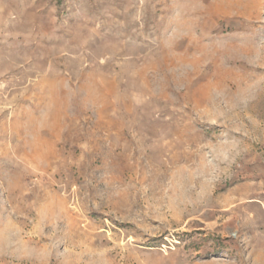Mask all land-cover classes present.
I'll return each mask as SVG.
<instances>
[{
	"label": "rangeland",
	"instance_id": "obj_1",
	"mask_svg": "<svg viewBox=\"0 0 264 264\" xmlns=\"http://www.w3.org/2000/svg\"><path fill=\"white\" fill-rule=\"evenodd\" d=\"M0 264H264V0H0Z\"/></svg>",
	"mask_w": 264,
	"mask_h": 264
}]
</instances>
